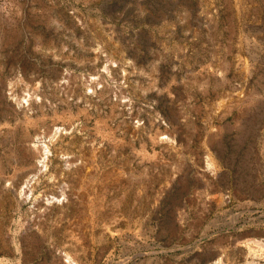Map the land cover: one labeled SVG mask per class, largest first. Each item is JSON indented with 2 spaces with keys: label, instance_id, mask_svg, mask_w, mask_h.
Listing matches in <instances>:
<instances>
[{
  "label": "rangeland",
  "instance_id": "374dc122",
  "mask_svg": "<svg viewBox=\"0 0 264 264\" xmlns=\"http://www.w3.org/2000/svg\"><path fill=\"white\" fill-rule=\"evenodd\" d=\"M0 264H264V0H0Z\"/></svg>",
  "mask_w": 264,
  "mask_h": 264
}]
</instances>
